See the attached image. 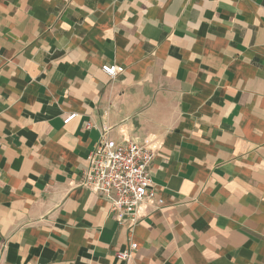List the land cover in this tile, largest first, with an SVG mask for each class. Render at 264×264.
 <instances>
[{"label":"crops","instance_id":"0c3cea01","mask_svg":"<svg viewBox=\"0 0 264 264\" xmlns=\"http://www.w3.org/2000/svg\"><path fill=\"white\" fill-rule=\"evenodd\" d=\"M106 132L135 224L81 186ZM0 264H264V0H0Z\"/></svg>","mask_w":264,"mask_h":264},{"label":"built area","instance_id":"2783aa9c","mask_svg":"<svg viewBox=\"0 0 264 264\" xmlns=\"http://www.w3.org/2000/svg\"><path fill=\"white\" fill-rule=\"evenodd\" d=\"M102 72L111 80L119 73L116 65H104ZM77 117V114L70 115L64 123L69 124ZM92 127L91 122L85 124L88 130ZM153 159L154 153L148 146L138 142L117 143L106 132L89 156V167L82 171L81 186L104 197L121 225L124 218L135 224L145 201L156 200L158 206L163 205L150 174ZM137 249L138 245L133 243L125 252L117 254L118 261L132 260Z\"/></svg>","mask_w":264,"mask_h":264}]
</instances>
